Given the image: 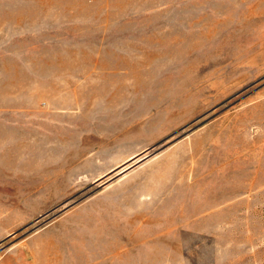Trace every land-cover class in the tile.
<instances>
[{
  "label": "rangeland",
  "instance_id": "rangeland-1",
  "mask_svg": "<svg viewBox=\"0 0 264 264\" xmlns=\"http://www.w3.org/2000/svg\"><path fill=\"white\" fill-rule=\"evenodd\" d=\"M0 264H264V0H0Z\"/></svg>",
  "mask_w": 264,
  "mask_h": 264
}]
</instances>
